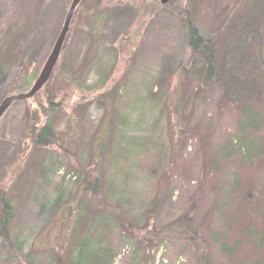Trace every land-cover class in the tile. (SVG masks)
I'll list each match as a JSON object with an SVG mask.
<instances>
[{"label":"rangeland","instance_id":"374dc122","mask_svg":"<svg viewBox=\"0 0 264 264\" xmlns=\"http://www.w3.org/2000/svg\"><path fill=\"white\" fill-rule=\"evenodd\" d=\"M71 1L0 0V63L11 65L1 100L30 89ZM156 1L86 0L73 16L51 80L1 117L0 187L16 216L11 246L0 241V264H55L56 252L69 264L85 245H97L102 264H255L257 257L264 263V141L241 156L236 152L238 141L252 144L236 122V101L247 100L243 93L227 92L224 104L217 81L196 96L193 57L178 17L187 12L199 30L218 32V62L230 71L220 78L255 82L264 107V71L248 31L264 14V0H176L151 12ZM221 8L228 13L219 27ZM97 16L101 22L94 24ZM173 95L177 103L166 111ZM50 102L58 106L66 155L27 140L29 120L42 123ZM222 104L234 108L223 112ZM90 171L100 192L85 209L79 238L61 252L59 221ZM187 217L188 236L169 227ZM248 226L258 239L240 237L239 228Z\"/></svg>","mask_w":264,"mask_h":264},{"label":"trees","instance_id":"16d2710c","mask_svg":"<svg viewBox=\"0 0 264 264\" xmlns=\"http://www.w3.org/2000/svg\"><path fill=\"white\" fill-rule=\"evenodd\" d=\"M86 3H87L86 0H81L77 8H79L80 5L82 4L83 6H85ZM158 3L159 4H157L156 1L152 5L151 12L165 11L166 9H168L169 6L173 5L174 2L165 5H162L160 1ZM77 8L74 12V15L77 13ZM89 11L90 9L86 11V14H88ZM136 11L138 12L137 9ZM212 11H214L213 6H212ZM224 13H226L225 15H227L228 13L226 8H221L218 10V12H216L217 14L216 19H217V23H219L218 25L219 27L223 23L222 22L223 19H221V16L224 17ZM178 17L181 20V23L183 24L182 26L184 27L186 47L190 51L193 57L191 63V70H189V72L193 74V76L197 79L198 82L200 91H198V93L196 92V96L200 95L202 90L204 89L215 88V85L217 84L216 82L219 81L221 84L219 86L216 85V87L220 91L221 100L223 99L222 100L223 103L227 92L230 93L232 96L234 95L237 96L236 91H238L239 93H243L247 97L246 102L240 103V101L238 100L236 101L238 103L236 107V110L238 112V114H236V118H237L236 122L238 123V128L241 129L240 133H242L243 136H246L249 142L252 141V144L245 143L244 141H238V145L235 148H237L236 152L238 156L239 155L241 156L240 153H242L244 149L246 152H248L249 148L252 149L254 147L253 146L254 143L259 142V140L264 141V135H261L264 134V107L262 105V100H261L262 96L256 97L258 88L257 86H255V82L250 83L248 82L247 79L245 81L240 82L237 81L235 78H231V79L229 78L228 82H224L220 78L219 75L230 77V71L229 69L225 68L224 64L220 66L218 62V56H217L218 32L216 35L211 36L199 30L195 26L189 15H187V12L179 13ZM100 22H101V16L95 17L94 24ZM224 25H226V20H224ZM224 28L226 32H231L228 26L226 27L222 26V30H224ZM248 31H251L253 37L256 40L257 57H259V60H261V67L263 68L264 71V51L262 52V50L264 49V14L261 16V18L257 23L253 24L252 26H249ZM228 54L231 60L234 59L233 58L235 56L234 52L231 51ZM10 67H11L10 64L3 65L0 63V84L4 81L5 74L8 73ZM54 70L52 72V75L54 73ZM64 77L65 78L67 77L66 79L68 80V82L72 81L71 73L67 72V76ZM247 86L250 87L247 89L246 88ZM1 98L2 97L0 96V102H1ZM173 102L177 103V98L174 95L173 97L168 99L167 102L165 103L166 111L171 110L170 108L171 105H175L172 104ZM236 102L230 104H232L235 107ZM51 104L52 102L49 103L50 106L48 109V113L46 115L44 114L45 120L42 123H39V125H36V123L34 125H31V121L29 120L27 140L30 142L33 148H44L55 145L63 155H66L64 149L65 147L63 143L59 140V135L57 131L58 129L56 127V121H55L56 113L59 111L58 106L53 107ZM224 104H222L221 107L222 111L230 112L228 110L231 109V107L233 106L229 105L226 108H224ZM107 131H108V127L104 129V132L101 135V139L98 141L97 150L99 153H102V151H104L103 139L106 137L105 134L107 133ZM253 136L254 139H252ZM174 142L175 141L173 140V135H172L171 146H173L172 143ZM262 143L264 144V142ZM224 148H228V147H224ZM235 148L232 147L231 149L232 152H234ZM227 150L229 149H226V151ZM21 151L23 156L25 154V151L23 149H21ZM229 152L230 151L224 152L223 154H227ZM79 192L80 193L77 195L73 207L69 211L65 212V215L59 221L58 232L60 236H62L60 243V247H62L61 252L65 251V247L68 246V244L71 243L72 245V243L79 238L78 231L80 230L81 224L83 223L85 217V209L90 203L94 202L97 199V196L100 192V181L98 177L95 174H93V172L90 171L89 173H84V180L82 181L81 189ZM97 204L100 203L98 202ZM106 210H108L107 206H105V211ZM104 214H108V213L104 212ZM15 216H16V206L8 198L5 190L2 189V187H0V241H2L4 244H7L9 247L11 246L10 226ZM188 219L189 218L187 217V218H182L181 220H176L175 222L171 223L169 227L171 228L175 227L178 229L180 228L181 231L185 232L183 233L185 234L184 236H188V234H186L190 230L189 229L190 221ZM235 224H237V222ZM122 225L124 226L126 233L132 232V229L130 227L128 228L127 225H124L123 222ZM251 228L252 227L249 226L246 228H239L241 229L240 237L242 239H248V241L251 239H258L259 236H257V232ZM159 235H162V233L160 232ZM156 239H158V237ZM190 239L194 240V237L191 236ZM257 243H260V241L259 242L257 241ZM257 243L252 245L253 246L259 245ZM77 244H79V246L83 245L81 244L80 241H78ZM250 244L251 243H249V245ZM80 251L78 258H76L73 263L69 262V264H102L103 260L100 258V256H98V254L99 253L102 254V252L100 251V249L97 248V245L91 248L85 245V250H83V252ZM56 255L57 258L54 256L55 264H61L62 260L59 253L56 252ZM241 255L244 254L240 253L238 257ZM255 264H264V263L261 259L257 257Z\"/></svg>","mask_w":264,"mask_h":264},{"label":"water","instance_id":"95a60500","mask_svg":"<svg viewBox=\"0 0 264 264\" xmlns=\"http://www.w3.org/2000/svg\"><path fill=\"white\" fill-rule=\"evenodd\" d=\"M80 1L81 0H72L71 1L70 7L66 13L63 25H62L60 32H59V34H58V36L54 42V45H53L45 63H44V65L42 66L37 78L35 79L32 86L30 87V89L25 93L6 97L0 102V119L13 103L20 102V101H26V100L31 99L48 82V80L51 77L52 71H53L54 67L56 66L57 61L60 57V53H61L63 44L65 42L66 35L69 31V27H70L71 20L73 18L74 11H75L76 7L78 6V4L80 3ZM173 1H176V0H160V3L162 5H165V4L171 3Z\"/></svg>","mask_w":264,"mask_h":264}]
</instances>
